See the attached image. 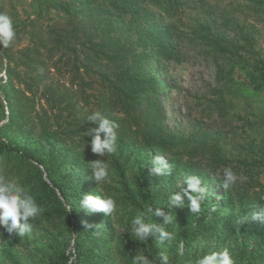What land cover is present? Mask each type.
I'll list each match as a JSON object with an SVG mask.
<instances>
[{
    "label": "rangeland",
    "instance_id": "obj_1",
    "mask_svg": "<svg viewBox=\"0 0 264 264\" xmlns=\"http://www.w3.org/2000/svg\"><path fill=\"white\" fill-rule=\"evenodd\" d=\"M83 1L0 0V14L11 17L16 33L8 46L0 43V79L7 82V60L10 58L12 77L6 92L13 94L10 96L12 104L23 113L18 125L8 128L7 135L20 140L39 158H43L47 150L38 137L39 123L58 121L67 123L69 130L80 131L89 123L88 117L93 112H100L91 98V76L83 69L74 70L72 58L76 55L55 48L54 55L46 58L53 47V39L45 35L47 29L71 35L78 26L89 27L86 14L78 9ZM95 3L111 10L108 0ZM143 4L156 10L158 20L172 35L174 56L171 59L154 56L150 63L160 81L157 99L166 125L181 135L206 131L230 160L226 167L243 168L240 160L244 148L252 138L258 142L263 133L261 126H264V83L256 90L247 82L249 76L244 73L264 60V0H178L176 3L160 0L157 6L150 1ZM28 18L34 23L16 27ZM79 40L75 38L71 42H83L84 35ZM35 41L40 43L41 55L37 59V69L32 70L23 62L24 54L34 49ZM4 52L8 59L3 57ZM83 52L80 51L78 62ZM22 90L33 97V101L25 98ZM0 104V113L6 121L10 115L9 103L1 88ZM27 129L31 131L28 133ZM65 135L62 138H74L73 148L88 152L86 156L90 160L83 170L70 158L61 165L57 161L50 177L31 159V163L42 170L41 177L36 176L30 166L17 175L1 167L0 175L18 178L29 187L35 201L37 195L54 200L53 189L74 217L68 220L66 216H49L50 204L46 202L40 206L36 217L29 218L35 227L25 236L15 232L9 234L0 225V264H131L132 258L142 251L150 259L156 257L159 264H162L161 253L168 254L172 264H195L202 252L223 247L230 249L235 264H264V222L259 218L242 221L240 217L249 213L247 208L229 205L230 199L219 179L224 176L223 165L216 167L209 157H196L192 159L194 165L189 172L179 171L174 177L165 171L149 175V185L161 191L160 204L166 214L173 217L164 227L167 231L175 229L177 238L168 246L167 240L160 242L157 235L150 232L146 241H140L134 235L138 225H134L133 220L145 212V205L139 208L117 205L109 214L104 211L89 213L84 209L82 200L88 194L102 199L106 196L119 198L118 180L110 164L111 153L107 149L102 154L92 151L95 135L82 138L81 144L76 141L85 136L84 133ZM62 146L63 142H56L55 152ZM156 156L166 160L169 155L144 150L126 163L127 172L134 174L138 168L153 170L158 166L152 163ZM97 161L109 165L104 182L94 175L92 165ZM251 168L263 169L262 166ZM189 176L199 178V189H207L206 195L197 193L202 197L198 214L191 212L186 194L191 193L187 183ZM259 176L264 183V173L260 172ZM42 179L51 188L40 190L38 182ZM60 184L65 188V199L60 193ZM103 188L108 191L107 195L102 194ZM172 194H178L180 201L170 203L168 198ZM219 207L226 208L219 212L212 210ZM142 218L146 223L152 222L148 214Z\"/></svg>",
    "mask_w": 264,
    "mask_h": 264
},
{
    "label": "trees",
    "instance_id": "obj_2",
    "mask_svg": "<svg viewBox=\"0 0 264 264\" xmlns=\"http://www.w3.org/2000/svg\"><path fill=\"white\" fill-rule=\"evenodd\" d=\"M97 1L99 0H84L78 8L82 14H86L85 19L89 21V27L78 26L72 30L71 35L63 31L60 33L51 29L46 30L45 35L53 39V47L48 50L46 58L54 55L55 48H63L61 50L63 53L76 55L72 58L74 70L83 69L91 76L90 83L93 90L91 98L96 101L100 113L118 125L115 130L117 139L113 144L115 151L110 154V164L118 180L116 189L120 194L119 198H115L116 205L132 208L145 205L153 210L160 208L166 214L159 200L161 191L149 185V175L156 172L143 168H138L134 174L127 172L126 163L136 154L146 150L169 155L166 161L172 165L171 177L179 171H191L194 165L192 159L196 157H209L216 167L220 165L226 167L230 160L206 131L201 134L181 135L171 131L164 121V113L157 99L160 81L150 67V63L154 56L165 59L174 56L175 52L170 41L172 35L158 20L156 10L143 4L144 1H150L157 6L160 0H108L111 10L103 4H96ZM171 1L176 3L178 0ZM74 9L77 8L74 6ZM66 13L70 14L68 11ZM39 14L40 11L37 16ZM28 23H34V20L28 18L16 27ZM201 28L205 27L201 26ZM78 32L81 33L80 36ZM82 35L85 37L83 42L78 44L71 42V39L75 38L80 41ZM39 44L35 41L34 49L24 54L23 64L32 70L37 69V59L41 55ZM79 47L84 51L80 62L78 57L82 50ZM3 57L8 59L5 52ZM58 60L60 61L61 57ZM9 62L10 58L7 60V82L0 79V88L4 98L8 100L10 112L5 118L6 121H3L4 115L0 113V168L3 167L5 171L17 175L30 166L36 171V176L41 177L42 170L30 161L34 159L44 168L47 175L52 177L57 161H60L61 165L72 158L75 160V165L83 170L90 160L86 156L88 152L79 147L73 148L71 141H74V138L62 137H66L65 133H84L85 136L77 138L76 141L81 144L82 138L95 135L94 131L89 134L91 129L97 127L92 120L80 131L75 128L69 130L67 123L62 124L58 121L50 123L48 120L39 123L38 137L47 146L43 158L26 149L20 140L7 135V131L10 130L8 128L12 129L18 125V119L23 114L17 110V105L12 104L10 96L13 94L6 92L7 84L12 77ZM244 73L249 76L247 82L254 89L259 90L264 83V60H261L260 64L258 62L253 64ZM22 91L25 98L33 101V97ZM15 98L17 99L16 95ZM221 99L223 100L222 97ZM261 127L263 133L262 137L258 138V142L255 141L256 138H252L244 148L245 152L242 153L240 160L243 162V168L230 166L240 179L229 183L225 189L230 199V206H243L249 212L259 211L264 215V183L260 181L259 176L260 172L264 173V126ZM29 131L31 130L27 129L28 133ZM101 138H104L103 133ZM56 142H63L64 146L55 152ZM72 149H75L74 156H71ZM252 166H262L263 169L253 170ZM219 179L224 186L227 177L224 175ZM38 183L40 190L51 188L43 179ZM58 187L65 199L63 184ZM51 191L54 200L52 197L45 200L40 195L36 196L39 207L47 202L51 209L49 216H66L68 220L73 218V213L66 209L64 201L53 189ZM102 191V194H108L105 188ZM225 208L219 207L215 210L219 212ZM163 218V216L156 217L155 222L162 223Z\"/></svg>",
    "mask_w": 264,
    "mask_h": 264
},
{
    "label": "clouds",
    "instance_id": "obj_3",
    "mask_svg": "<svg viewBox=\"0 0 264 264\" xmlns=\"http://www.w3.org/2000/svg\"><path fill=\"white\" fill-rule=\"evenodd\" d=\"M15 35L11 17L7 14H0V43L5 47L8 46L14 40ZM88 119L97 124V127L91 129L89 133L95 132V136L92 139V151L102 154L107 149L108 153H113L115 151L113 144L117 139L115 130L118 128V125L109 118L104 117L99 111L93 112ZM101 133L104 134L103 139L101 138ZM152 163L158 165L153 169L156 173H160L161 171H165L166 173L171 172L172 165L162 157H153ZM92 167L94 168L96 179L104 182L108 176V163L97 161ZM222 171L227 177L224 182L225 188L228 187L229 183L240 179L231 167H224ZM187 183L188 188L191 189V193H186L189 195L191 212L198 214L201 211L200 200L202 197L201 195H197V193L206 195L207 189L198 188L200 180L196 176L187 177ZM168 199L170 203H174L180 201L181 197L178 194H172ZM82 205L89 213L104 211L106 214L113 213L117 206L112 196H106L102 199L92 194L84 196ZM40 210L29 187L16 177L0 175V225L4 226L9 234L15 232L17 235L23 237L26 233H30L35 225L29 222V218L36 217ZM212 210L214 211L215 209L213 208ZM145 214L152 217V222H144L142 217ZM160 216L164 217L163 223L155 222V218ZM258 218L264 222V216L259 211H250L240 217L242 221ZM172 220L173 217L170 214H165L160 208L153 210L151 207H146L145 212H141L133 220V224L138 225V227L134 228V235L140 241H146L149 233L154 232L157 235L158 241L163 242L167 240L168 246H171L172 242L177 238V232L175 229L167 231L164 225L171 223ZM203 247L204 245H201V248ZM159 260L162 261V264H172L169 255L166 253H161ZM131 264H159V261L154 256L150 259L142 251L132 258ZM195 264H235V261L230 249L223 247L220 250L202 252L195 260Z\"/></svg>",
    "mask_w": 264,
    "mask_h": 264
}]
</instances>
